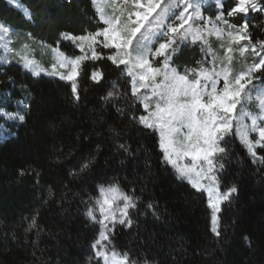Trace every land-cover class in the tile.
<instances>
[{"label":"snow or ice","instance_id":"1","mask_svg":"<svg viewBox=\"0 0 264 264\" xmlns=\"http://www.w3.org/2000/svg\"><path fill=\"white\" fill-rule=\"evenodd\" d=\"M6 3L10 8L22 11L26 21L34 23L32 12L23 8L20 0H6ZM102 3L103 7L97 9V18L102 26L96 31L81 35L60 33L61 40L71 41L81 55L71 58L56 47L53 49L57 53L56 62L50 68L42 67L27 55H19L18 59L14 57L15 63L25 75L35 78L44 74L70 85L72 106L77 109L81 101L79 77L84 72L85 61L95 65L106 59L122 76L129 78L130 92L121 90L113 82L112 88L100 97L101 110L93 122L95 135L105 136L104 143L109 144L111 155L105 164L115 172L127 171V166L137 159L139 152V149L132 150V131L147 129L157 135L161 164L165 170L171 167L176 180L186 181L195 192L207 195V207L211 209L209 231L216 247L204 251L214 255L223 249L226 242L225 230L221 228L223 206H231L241 191L235 182L222 184L225 165L232 155L229 140L238 139L251 157V163L261 165L258 171L264 173V155L258 152L264 150V38H257L252 31L259 29L264 32V26L251 22L264 14V0H233L226 12L224 0H216L214 19L203 14L205 8L211 7L204 0H102ZM237 17L239 23L234 22ZM14 32L15 28L0 18V39L8 38ZM28 36H31L30 32ZM210 37L221 41L222 55L213 50ZM197 44L201 59L195 61L194 67H185L183 73L180 72L173 66L175 58L181 49ZM104 50L111 54L105 56ZM238 58L245 62L250 59L251 63L237 72L233 65ZM12 64L13 61L7 58L0 62V76L7 78L6 81L0 80V85H3L0 88V121H3L0 123V140L18 138V132L11 128L26 125L33 110L30 90L21 99L13 98L18 81L6 70V65L11 67ZM89 79L101 84L104 73L99 67H94ZM19 87L21 90L26 88L24 84ZM254 99L258 101V113L245 111L246 105ZM122 102L125 106H121ZM9 105L13 110H9ZM112 108H115L121 122L127 121L129 131L116 124L115 120L109 123L113 119ZM138 109H142V114L137 115ZM245 118L250 124L244 123ZM50 126L55 127V123L50 122ZM250 134H255L254 138H250ZM83 140L91 143L92 136L85 135ZM104 143H96L79 168L68 171L72 180L86 175L95 166L104 152ZM53 154L58 157L64 155L62 151ZM56 163L62 162L58 158ZM146 168L145 175L138 177V181H144L141 193L155 178L150 165L146 164ZM19 174L36 176L39 185L40 173L35 169H21ZM121 184L119 176L114 175L107 184L96 186L98 196L80 194L87 221L100 225L89 245L90 264L91 261L95 264H178L176 256L171 262L161 261L148 250L133 258V253H121L112 247V236L118 225L131 230L138 225L136 217L148 214L158 221L165 219L155 197L148 198L142 211L143 198L136 195L135 186L125 192ZM64 187L68 189V185ZM54 195L50 188L49 197ZM49 202L46 200L45 204ZM66 203L68 208L64 207ZM57 204L70 215L67 193ZM38 216L39 212H36L25 218L29 221L25 233L43 231L38 225ZM154 237L155 233V244ZM13 239L20 242L15 236ZM243 240L251 247L249 235L245 234ZM26 247H31L35 264L39 259L36 255L38 242L31 241ZM169 249V254L186 252L184 238L178 239L175 248L169 245ZM199 252L198 246L194 254Z\"/></svg>","mask_w":264,"mask_h":264},{"label":"trees","instance_id":"2","mask_svg":"<svg viewBox=\"0 0 264 264\" xmlns=\"http://www.w3.org/2000/svg\"><path fill=\"white\" fill-rule=\"evenodd\" d=\"M20 3L32 12L34 23L26 21L22 11L10 8L6 0H0V18L15 28V32L8 37L12 52L7 55V59L13 64L11 67L6 65V70L18 81L13 98L21 99L30 90L33 110L26 125L18 129L15 126L11 128L18 132V138L0 140V264H33L32 249L26 247L31 241H37L39 245L36 253L39 259L35 264H58V261L59 264H90L89 245L98 233L99 226L92 225L84 216L80 194L98 196L96 186L107 184L114 175L121 179V187L125 192L135 186L136 195L143 198L142 211L148 198L155 197L165 216L160 221L151 214L138 216V225L131 230L117 226L112 236V247L118 252L129 251L135 258L136 254L151 250L156 259L161 261L171 262L172 257L176 256L178 264H264V173L258 171L261 165L251 163V157L239 140H229L232 155L225 165L222 184L231 185L235 182L240 185L241 191L231 206H223L220 214L226 241L223 249L209 255L204 249L212 250L216 246L212 243L209 231L211 212L207 207L206 196L195 192L186 182L176 180L171 167L165 170L161 164L157 135L147 129L132 131V150L139 149V152L137 159L127 166V171L115 172L105 164L111 155L109 144L104 143L105 136L95 135L93 122L101 110L100 97L112 88L113 82L121 90L130 92L129 78L122 76L106 59L95 65L85 61L84 72L79 77L81 101L77 109L72 106L70 85L44 74L35 78L30 74L25 75L15 63L14 57L18 59L19 55H27L42 67L50 68L56 62L57 53L53 51L56 47L71 58L81 55L71 41L61 40L60 33L81 35L94 32L102 26L93 1L20 0ZM204 3L211 7L205 8L203 14L211 15L214 19L216 3L214 0H204ZM232 3L233 0H224L225 12ZM234 22L239 23V17ZM251 22L264 26V14ZM252 31L257 38H264V32L259 29ZM209 41L213 50L222 55L221 41L215 37H210ZM104 54L111 53L104 50ZM180 54L183 55L182 65L173 66L182 73L185 67H194L195 61L202 57L199 44L181 49ZM250 63V59L245 62L238 58L233 70L238 72ZM94 67H99L104 73L101 84L89 79ZM6 79L0 76V80ZM20 84L26 86L25 90L20 89ZM250 103L257 106L258 101L254 99ZM121 106H125L123 102ZM8 107L13 110L11 105ZM110 112L113 119L109 123L115 120L116 124L129 131L127 121L121 122L117 118L115 108L110 109ZM139 114H142V109L137 110ZM50 122H54L55 127H51ZM85 135L92 136L91 143L83 140ZM96 143H104L103 154L86 175L72 180L68 171L79 168ZM61 151L64 155L58 157L53 154ZM258 152L264 155V150ZM58 158L62 163H56ZM146 164L150 165L155 178L148 182L147 190L141 193L144 181H138V177L145 175ZM21 169L39 172V185L34 175L20 176ZM65 185H68V189H65ZM50 188L55 193L53 198L49 197ZM65 193L71 205L70 215L57 204ZM46 200L50 202L45 204ZM64 207L68 208L69 204L66 203ZM36 212H39L38 225L43 231L38 234L35 231L25 233L29 222L25 218ZM245 234L252 239L251 247L243 240ZM13 236L20 242L16 243ZM180 237L184 238L186 252L169 254V245L177 247ZM198 246L200 252L194 254ZM91 264H95V261H91Z\"/></svg>","mask_w":264,"mask_h":264},{"label":"rangeland","instance_id":"3","mask_svg":"<svg viewBox=\"0 0 264 264\" xmlns=\"http://www.w3.org/2000/svg\"><path fill=\"white\" fill-rule=\"evenodd\" d=\"M93 1V3H94V0H92ZM214 2L216 3V0H214ZM95 7H96V10L99 8V7H103V3H102V0H95ZM106 11H109L110 12V9H106ZM9 40H8V38L6 39V38H4V39H0V46H3L4 48H5V46L4 45H9V42H8ZM1 49V48H0ZM0 53H1V51H0ZM7 55L8 54H3V52H2V57L0 58V62H3V60L5 59V58H8L7 57ZM182 54H180V52H179V54L177 55V57L175 58V65L177 64V65H182ZM158 66V65H157ZM245 111H249V112H253V113H258V111H259V109H258V107L256 106V105H252L250 102L246 105V107H245V109H244ZM244 123H247V124H250V121L249 120H247V118H245V120H244ZM254 136H255V134H250V138H254ZM184 182H186V181H184ZM187 183V182H186ZM188 184V183H187ZM189 185V184H188ZM98 195H99V193H98ZM205 196H206V199H207V195H206V193L204 194ZM210 212H211V209H210ZM97 215H98V213H97ZM98 226H99V229H100V225L98 224ZM119 226V225H118ZM101 264H102V262H101Z\"/></svg>","mask_w":264,"mask_h":264},{"label":"bare ground","instance_id":"4","mask_svg":"<svg viewBox=\"0 0 264 264\" xmlns=\"http://www.w3.org/2000/svg\"><path fill=\"white\" fill-rule=\"evenodd\" d=\"M0 48H1L0 51H1V53L3 52V54L4 53L5 54H11V52H12V48H11L10 44L7 45V47H5V48L3 46H0Z\"/></svg>","mask_w":264,"mask_h":264}]
</instances>
